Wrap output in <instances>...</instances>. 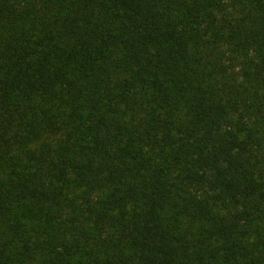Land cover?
<instances>
[{"label": "trees", "instance_id": "trees-1", "mask_svg": "<svg viewBox=\"0 0 264 264\" xmlns=\"http://www.w3.org/2000/svg\"><path fill=\"white\" fill-rule=\"evenodd\" d=\"M0 264H264V0H0Z\"/></svg>", "mask_w": 264, "mask_h": 264}]
</instances>
